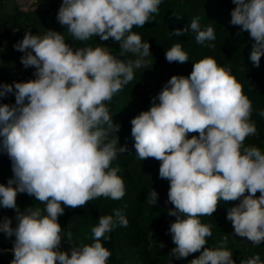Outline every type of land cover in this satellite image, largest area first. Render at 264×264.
<instances>
[{
  "label": "clouds",
  "instance_id": "obj_1",
  "mask_svg": "<svg viewBox=\"0 0 264 264\" xmlns=\"http://www.w3.org/2000/svg\"><path fill=\"white\" fill-rule=\"evenodd\" d=\"M161 2L62 0L56 18L75 40L111 38L119 42L121 55L135 54L134 61L117 58L106 46L73 50L53 30L44 35L26 31L14 45L25 53L22 65L36 71L35 79L14 82V105L0 104V150L8 155L13 173L7 185L0 184V207L14 209L17 220L14 228L8 218L0 221V231L15 237L10 264H107L112 253L101 241L110 240L108 234L118 225H128L120 209L100 216L91 228L93 242L72 245L70 254L60 250L63 228L58 217L65 207L82 208L99 197L121 200L126 194L121 168L112 162L127 147L117 148V136L108 139L120 126L113 123L105 102L134 79V69L151 55L149 43L132 29L150 22ZM232 3L231 23L254 41L249 59L258 67L264 55V0ZM190 29L198 44L216 39L212 26L201 29L199 17ZM188 30L174 29L171 35ZM165 57L169 63L189 60L179 43ZM12 92V85H0V97ZM251 113L252 102L232 69L206 56L193 62L187 77L172 75L149 110L131 119L137 156L160 161L159 177L169 181L167 198L174 208L168 214L175 217L169 232L176 259L203 249L190 264H236L227 236L219 247H204L212 229L199 217L213 216L220 201H239L226 215L236 236L254 245L264 242V153L244 145L247 137L257 135ZM259 115L264 117V110ZM189 133L198 135L188 138ZM19 193L33 196L44 208L21 212ZM157 196L152 189L148 203L155 205ZM240 264L262 262L256 254Z\"/></svg>",
  "mask_w": 264,
  "mask_h": 264
},
{
  "label": "trees",
  "instance_id": "obj_2",
  "mask_svg": "<svg viewBox=\"0 0 264 264\" xmlns=\"http://www.w3.org/2000/svg\"><path fill=\"white\" fill-rule=\"evenodd\" d=\"M44 1V7L21 9L14 0H0V85L13 86L12 93L0 97V104H15L14 82L35 79L36 69L32 66L25 68L21 63V57L25 53L14 48L26 31L33 35H44L48 30L60 32L73 50L84 46H106L111 54L125 62L138 58L130 52L121 55L119 42H114L111 38L101 41L99 36H93L83 42L75 40L66 26L61 25L56 18L62 0ZM235 7L232 0H162L158 14H153L150 22L143 27H133L132 31L149 43L151 55L143 57V67L134 69V79L115 94L110 102H105L113 123L120 126L116 133H109L108 139L117 136V148L127 147L124 153L118 152L117 158L112 162V167L119 165L121 168L118 175L124 180L126 194L121 200L99 197L82 208L65 207L63 215L58 217V223L63 228L61 251L70 254L72 245L92 243L91 228L98 224L99 217L112 215L114 209H120L128 220V225H118L108 234L110 240L101 241L112 253L107 264H190L192 259L199 257L203 249L187 258L173 257L171 250L175 244L169 228L175 217L168 214L174 208L167 198L169 181L159 177L160 161L154 158L141 161L137 156L130 122L141 111L149 110L152 98L157 97L165 85L151 87V79L158 75L187 77L192 71L193 62L211 56L220 66L232 69V75L243 86L244 95L252 102L250 119L255 123L257 135L247 137L244 145L255 146L264 153V117L259 115L264 110V55L261 56L258 67L250 61L254 41L247 31H242L239 25L231 23V12ZM196 17H199L202 30L207 26L213 27L216 35L214 41H206L204 44L196 42V33L190 29L191 21ZM188 26L189 30L184 35H171L174 29ZM176 43L181 44L188 54L187 62L169 63L166 60V51ZM209 44H214L215 47H208ZM158 102L157 99L156 103ZM192 135L198 133H189L188 138ZM12 176L11 161L6 152L0 150V184L7 185ZM152 189L158 193L157 203L153 206L148 203ZM259 195L257 192L256 196ZM238 203V200L220 201L213 216L199 217L201 223L210 224L212 229V236L206 238L204 247H219L221 238L227 236L226 247L233 253L232 259L236 264L256 254H259L264 264V242L254 245L246 238L236 236L231 222L226 219L227 211ZM16 204L21 212L29 207L44 208L43 204L27 193H19ZM4 218L11 220V227H16L14 209L0 207V221ZM14 240V236L9 237L0 231V264H10L13 259Z\"/></svg>",
  "mask_w": 264,
  "mask_h": 264
},
{
  "label": "rangeland",
  "instance_id": "obj_3",
  "mask_svg": "<svg viewBox=\"0 0 264 264\" xmlns=\"http://www.w3.org/2000/svg\"><path fill=\"white\" fill-rule=\"evenodd\" d=\"M14 2L21 8V9H31L34 7H44L45 1L44 0H14ZM47 17L49 14L46 15ZM172 75L170 76H165V75H158L155 76L153 79L150 81V86L151 87H157L163 84H166L167 81L170 79Z\"/></svg>",
  "mask_w": 264,
  "mask_h": 264
}]
</instances>
